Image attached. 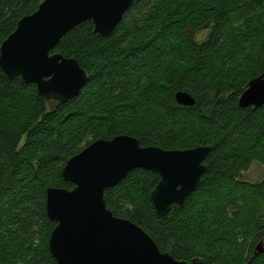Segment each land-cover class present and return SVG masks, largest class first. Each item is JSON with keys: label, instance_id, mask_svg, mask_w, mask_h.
<instances>
[{"label": "trees", "instance_id": "obj_1", "mask_svg": "<svg viewBox=\"0 0 264 264\" xmlns=\"http://www.w3.org/2000/svg\"><path fill=\"white\" fill-rule=\"evenodd\" d=\"M43 1L0 0V54ZM54 52L89 75L67 102L47 101L35 84L0 70V264H58L47 189H73L62 176L67 161L123 134L143 146L212 150L200 186L165 218L150 197L160 175L146 169L106 190L116 216L187 264H264L256 250L264 244V178H241L253 163L264 165V105L239 103L264 72V0H134L111 36L87 20ZM178 91L196 104H179Z\"/></svg>", "mask_w": 264, "mask_h": 264}, {"label": "water", "instance_id": "obj_2", "mask_svg": "<svg viewBox=\"0 0 264 264\" xmlns=\"http://www.w3.org/2000/svg\"><path fill=\"white\" fill-rule=\"evenodd\" d=\"M134 0H44L37 11L24 16L2 43L0 70L8 78L20 77L37 86L47 101L63 103L78 96L89 80L88 72L73 57L54 52L64 35L91 20L94 32L111 36ZM176 101L193 106L196 99L178 91ZM240 106L264 105V72L252 79ZM212 146L166 150L143 146L127 134L98 139L70 158L62 171L73 189L49 187L46 210L56 222L49 249L58 264H187L163 252L141 226L116 216L105 192L134 169L160 175L150 197L160 219L174 205L182 206L200 186ZM256 250L264 252L260 242Z\"/></svg>", "mask_w": 264, "mask_h": 264}, {"label": "rangeland", "instance_id": "obj_3", "mask_svg": "<svg viewBox=\"0 0 264 264\" xmlns=\"http://www.w3.org/2000/svg\"><path fill=\"white\" fill-rule=\"evenodd\" d=\"M198 35L199 38L200 37L204 38L206 36V33L203 32V33H199ZM51 106H53V104ZM241 178L246 181H261L264 178V165L258 162L253 163L250 170L242 173Z\"/></svg>", "mask_w": 264, "mask_h": 264}]
</instances>
